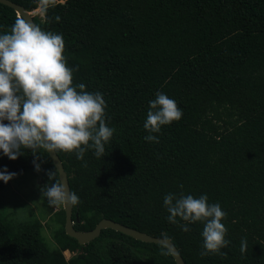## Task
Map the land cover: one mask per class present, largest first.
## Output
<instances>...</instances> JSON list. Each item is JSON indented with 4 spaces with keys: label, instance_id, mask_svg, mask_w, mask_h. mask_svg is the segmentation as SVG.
<instances>
[{
    "label": "trees",
    "instance_id": "1",
    "mask_svg": "<svg viewBox=\"0 0 264 264\" xmlns=\"http://www.w3.org/2000/svg\"><path fill=\"white\" fill-rule=\"evenodd\" d=\"M13 1L33 10L42 0ZM45 4L44 18L33 16L35 24L63 34L62 54L75 67L73 83L103 94L106 123L115 129L104 156L87 150L84 171L75 176L69 174L75 152H57L70 190L80 197L73 227L89 230L107 217L169 237L185 264H264V0ZM17 17L0 3V32L10 31ZM157 91L174 98L183 114L154 133L158 141H147L143 124ZM38 154L25 148L15 159L0 155V170L17 173L7 183L0 180V264H176L163 244L113 228H102L84 244L69 236L63 208L50 214L53 206L41 192L55 166L45 150ZM34 159L42 170L38 186L34 177L31 184L49 211L53 246L39 220L15 223L3 206L2 193L20 175L34 172ZM181 191L206 193L227 213L224 255L201 254L202 222L184 231L180 224L188 222L168 221L164 195ZM132 192L138 202L131 212L108 209ZM65 250L74 255L66 258Z\"/></svg>",
    "mask_w": 264,
    "mask_h": 264
},
{
    "label": "clouds",
    "instance_id": "2",
    "mask_svg": "<svg viewBox=\"0 0 264 264\" xmlns=\"http://www.w3.org/2000/svg\"><path fill=\"white\" fill-rule=\"evenodd\" d=\"M64 46L62 33L45 30L21 16L15 19L10 31L0 32V155L15 159L26 148L37 158L41 156L40 149L49 155L74 151L81 160L89 149L97 157L104 156L105 145L115 132L106 123V101L100 91L86 90L83 82L73 83L75 67L68 66L62 54ZM148 104L144 139L158 141L154 133L162 125L179 120L183 110L174 98L160 91ZM33 164L36 171H41L38 159ZM46 174L49 180L41 186V192L53 206L51 210L72 206L73 214L79 195L64 183L58 165ZM16 175L6 166L0 170V180L5 183ZM163 204L169 213L168 221L188 222L180 224L184 231L189 230L192 222L203 223L202 255L225 254L221 249L230 241L225 238L227 228L222 221L227 213L219 202L210 203L206 193L194 196L181 191L166 193ZM76 215L75 220L72 217L73 224L78 221ZM246 247L247 241L242 238L241 252Z\"/></svg>",
    "mask_w": 264,
    "mask_h": 264
},
{
    "label": "rangeland",
    "instance_id": "3",
    "mask_svg": "<svg viewBox=\"0 0 264 264\" xmlns=\"http://www.w3.org/2000/svg\"><path fill=\"white\" fill-rule=\"evenodd\" d=\"M50 2L56 1H64V0H46ZM46 1L42 0L38 2L37 7L31 10V15L37 17L41 20L44 18V8L46 6ZM87 155L83 156L85 161H81V159H77L76 157L72 160V165H70V175H77L84 171L83 163L86 162ZM42 170V168H41ZM30 172V171H29ZM28 172V173H29ZM36 172V174H35ZM41 171H36L29 176L22 174L16 178V180L11 182V186L8 192H3V206L6 204L10 207L11 211L9 212V216L13 218L15 223H25L22 221L33 222V221H40L42 225V234L45 236L48 244L53 246V239H52V222H48V213H46L37 197V193L34 192V188L31 184V179L34 177L33 184L38 186L39 183V174ZM16 194V195H14ZM138 202V194L137 193H130L125 197L121 198L117 203L110 206L108 209L110 210H117L124 213L131 212L137 205ZM59 209V207H54L53 211ZM50 211V214L53 213ZM64 255L66 258L74 255V252H70L65 250Z\"/></svg>",
    "mask_w": 264,
    "mask_h": 264
},
{
    "label": "water",
    "instance_id": "4",
    "mask_svg": "<svg viewBox=\"0 0 264 264\" xmlns=\"http://www.w3.org/2000/svg\"><path fill=\"white\" fill-rule=\"evenodd\" d=\"M0 3L10 6L11 8L14 9V11H16L18 16L23 17L29 23L35 24L30 11H28L23 5L13 0H0ZM49 156L54 166L58 165L60 167L62 179L64 180V183L69 186L68 175L59 155L56 153V155L53 154ZM63 209L65 212V223H64L65 232L69 236L74 237L80 244L89 242L90 240H92L93 238L99 235L102 228L109 227L121 231L138 240L163 244L164 246L167 247V249L173 256L176 264H185V261L181 256V254L179 253L178 248L175 246V244L172 242V240L169 237L151 235L107 217L101 218L92 229L77 230L73 227L72 206H63ZM76 220H77V215H76Z\"/></svg>",
    "mask_w": 264,
    "mask_h": 264
}]
</instances>
